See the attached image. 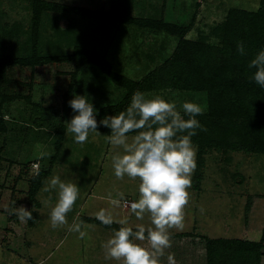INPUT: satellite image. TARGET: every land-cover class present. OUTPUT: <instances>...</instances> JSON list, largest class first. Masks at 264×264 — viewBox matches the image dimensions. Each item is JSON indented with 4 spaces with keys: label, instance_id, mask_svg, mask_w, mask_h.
Segmentation results:
<instances>
[{
    "label": "rangeland",
    "instance_id": "obj_1",
    "mask_svg": "<svg viewBox=\"0 0 264 264\" xmlns=\"http://www.w3.org/2000/svg\"><path fill=\"white\" fill-rule=\"evenodd\" d=\"M45 1L95 12H107L110 7V0ZM259 1L130 0L129 13L136 19L190 25L187 39L202 36L218 46L213 30L225 20L228 11H256ZM30 2L0 0V57L30 55ZM11 30L17 35H11ZM177 43V37L163 32L47 12L41 18L36 50L42 56H64L71 55L76 47L84 48L108 62L116 74L138 82L170 58ZM73 74L75 83L67 93ZM6 78L10 83H0V118L8 124L5 133L0 130V264H121L106 259L102 247L113 230L87 218L99 220L96 214L104 210L114 221L127 217L128 223L123 226L134 231L141 226L152 227L148 213L140 218L131 206L123 207V202L138 199L139 178L115 176L111 157L121 149L109 143V135L90 132L86 142L77 143L67 131L66 121L75 114L68 104L75 95L87 96L99 110L121 102L125 90L93 64L77 70L67 62L49 63L33 70L12 66L7 68ZM144 93L149 98L159 95L175 102L182 115L185 101L198 103L202 113L207 112L203 92L163 89ZM28 96L30 102L25 99ZM38 118L41 128L32 123ZM61 126L65 128L63 135ZM128 137L131 140L132 136ZM203 159V167L196 166L191 176V180L198 178V187L187 189L184 227L169 229L170 247L159 257V264H206L204 238L253 241V234L264 230V155L207 150ZM38 170H49L50 175L32 203L28 189ZM57 175L65 182L77 183L79 195L67 213V223L54 229L50 211L57 194L44 189ZM120 193L123 200L113 205L110 197L119 199ZM20 206L32 211V220L24 223L19 219ZM81 222L87 233L83 238L71 230L73 224ZM136 242L148 246L146 240ZM260 244L264 247L263 240Z\"/></svg>",
    "mask_w": 264,
    "mask_h": 264
},
{
    "label": "trees",
    "instance_id": "obj_2",
    "mask_svg": "<svg viewBox=\"0 0 264 264\" xmlns=\"http://www.w3.org/2000/svg\"><path fill=\"white\" fill-rule=\"evenodd\" d=\"M30 1L32 10L31 53L29 56L20 58L0 57L1 84L10 83L6 78V71L12 66L30 67L33 70L37 66L49 63L67 62L74 64L77 70L93 64L126 92L121 102L99 109L96 116L97 133L104 135H110L111 130L102 125L100 121L106 115H117L124 111L129 106L133 93L137 90L143 93L163 89L203 92L207 98V112L196 117L203 130L197 129V134L191 138L198 150L197 169L203 167V157L207 150L219 152L230 150L264 155V88L250 78L251 73L248 69L249 61L260 49L264 48V0L259 1L260 7L256 11L237 8L228 11L225 20L213 30V35L219 39L218 46L208 43L207 38L202 36L196 40L187 39L185 36L190 30V25L179 26L154 18L131 17L130 0H110L107 12L69 7L45 0ZM47 12L71 13L80 18L98 19L102 22L132 25L163 32L177 37L178 43L170 58L136 82L116 74L111 70L108 62L84 48H74L71 55H39L36 50L39 27L42 15ZM11 35L16 36L17 32L11 30ZM239 41L245 45V55L237 52ZM75 76V74L72 75L67 93L71 91L75 83ZM25 99L31 101L29 96ZM33 105V107H38ZM2 119L0 118V130L5 133L7 123ZM184 119H188V116L185 115ZM32 123L36 125V128H41V118L35 119ZM64 129L63 126L60 127L61 135ZM135 134V132H130L127 135L134 136ZM1 163L2 156L0 155ZM49 175V170H38L31 177L28 195L32 203H35V195ZM237 179L239 183L241 176ZM198 184V178L192 180V186L195 189ZM87 221L111 230H118L121 227L116 224L105 225L92 218H87ZM179 236L183 237L185 234H179ZM204 249L206 264H261L263 256L261 250L264 247L254 241L204 238Z\"/></svg>",
    "mask_w": 264,
    "mask_h": 264
},
{
    "label": "clouds",
    "instance_id": "obj_3",
    "mask_svg": "<svg viewBox=\"0 0 264 264\" xmlns=\"http://www.w3.org/2000/svg\"><path fill=\"white\" fill-rule=\"evenodd\" d=\"M237 52L245 55V45L237 42ZM250 78L264 88V48L260 49L249 61ZM75 113L66 121L67 131L73 134L75 142L83 144L90 132L97 131L98 109L87 96L75 95L68 101ZM183 115L177 111L175 102H169L159 95L149 98L137 90L133 93L129 106L117 115H106L100 123L111 130L108 141L118 146L121 151L111 157L114 174L117 178H139L138 199L131 204L133 213L142 218L148 213L152 227L143 226L134 231L126 227L127 217L114 221L104 210L99 211L97 218L105 225L114 222L122 225L113 229V235L103 243L106 259H115L121 264H159V257L170 247L169 229L182 230L184 227L185 206L189 202V189L192 186L191 176L196 169V147L192 137L196 130H203L198 115L202 107L195 102L185 101L181 105ZM188 119H184V116ZM135 132L129 140L128 133ZM38 175V173H37ZM53 190L57 201L50 211L52 228L67 223V213L78 199L77 183L65 182L58 175L52 176L44 191ZM119 199L110 201L119 205ZM19 219L27 223L33 219L32 211L23 206L18 207ZM72 231L86 236L82 222L73 224ZM147 233V234H145ZM264 231L253 234L252 240L260 243ZM147 241L148 246L136 241Z\"/></svg>",
    "mask_w": 264,
    "mask_h": 264
},
{
    "label": "built area",
    "instance_id": "obj_4",
    "mask_svg": "<svg viewBox=\"0 0 264 264\" xmlns=\"http://www.w3.org/2000/svg\"><path fill=\"white\" fill-rule=\"evenodd\" d=\"M131 204H132V202H130V201H125V202H123V207H124V208H127V207L131 206Z\"/></svg>",
    "mask_w": 264,
    "mask_h": 264
},
{
    "label": "water",
    "instance_id": "obj_5",
    "mask_svg": "<svg viewBox=\"0 0 264 264\" xmlns=\"http://www.w3.org/2000/svg\"><path fill=\"white\" fill-rule=\"evenodd\" d=\"M261 252L263 253L264 252V249H262Z\"/></svg>",
    "mask_w": 264,
    "mask_h": 264
},
{
    "label": "crops",
    "instance_id": "obj_6",
    "mask_svg": "<svg viewBox=\"0 0 264 264\" xmlns=\"http://www.w3.org/2000/svg\"><path fill=\"white\" fill-rule=\"evenodd\" d=\"M7 126H8V124H7ZM3 162V161H2ZM1 166V165H0ZM130 200H132V199H130Z\"/></svg>",
    "mask_w": 264,
    "mask_h": 264
}]
</instances>
